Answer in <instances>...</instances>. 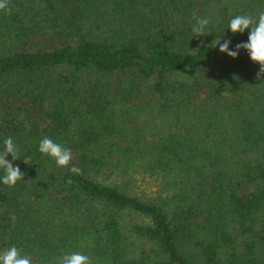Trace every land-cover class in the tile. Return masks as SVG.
<instances>
[{
  "label": "trees",
  "instance_id": "16d2710c",
  "mask_svg": "<svg viewBox=\"0 0 264 264\" xmlns=\"http://www.w3.org/2000/svg\"><path fill=\"white\" fill-rule=\"evenodd\" d=\"M9 7L0 152L11 136L21 158L6 159L24 176L0 182V252L16 246L32 264L77 251L92 264H264V73L246 50L214 46L246 43L250 29L229 22L264 0ZM193 14L207 35L194 36ZM45 136L71 149L67 167L39 151Z\"/></svg>",
  "mask_w": 264,
  "mask_h": 264
},
{
  "label": "clouds",
  "instance_id": "9594fccd",
  "mask_svg": "<svg viewBox=\"0 0 264 264\" xmlns=\"http://www.w3.org/2000/svg\"><path fill=\"white\" fill-rule=\"evenodd\" d=\"M0 10L10 12L9 0H0ZM196 24L192 28L194 36L207 35L205 29L209 24L207 18L196 17ZM228 29L232 33H244L246 29H250L246 43H238L235 45V50H229L230 40L225 39L223 43L220 38L214 44H219V51L225 53L229 57L236 58L240 49L247 51L252 62L259 64L260 73H264V11L253 15H236L230 22ZM259 75V73H258ZM4 150L0 152V169H3L4 175L0 178V182L12 187L18 181L23 180L24 173L19 166L12 163L21 158L19 147L14 143L13 138L9 136L4 140ZM39 151L51 157L57 167H67L72 161L71 149L56 143L51 138L45 136L39 142ZM11 155L12 161L6 159ZM23 162L31 164V158H23ZM70 171L74 174H82L79 167L73 166ZM72 183L71 180L68 181ZM0 264H32V258L28 255H21V250L16 246H11L3 252H0ZM51 264V262H50ZM55 264H92L90 257L82 252L65 253L61 257L56 258Z\"/></svg>",
  "mask_w": 264,
  "mask_h": 264
}]
</instances>
